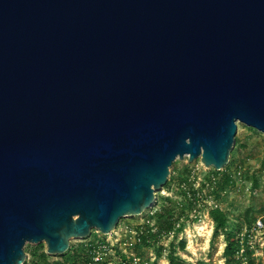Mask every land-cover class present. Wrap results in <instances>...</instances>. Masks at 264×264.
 I'll return each mask as SVG.
<instances>
[{
	"label": "water",
	"instance_id": "1",
	"mask_svg": "<svg viewBox=\"0 0 264 264\" xmlns=\"http://www.w3.org/2000/svg\"><path fill=\"white\" fill-rule=\"evenodd\" d=\"M264 133V0H0V264L156 203L177 157Z\"/></svg>",
	"mask_w": 264,
	"mask_h": 264
},
{
	"label": "rangeland",
	"instance_id": "2",
	"mask_svg": "<svg viewBox=\"0 0 264 264\" xmlns=\"http://www.w3.org/2000/svg\"><path fill=\"white\" fill-rule=\"evenodd\" d=\"M237 138L239 144L234 145L230 163L222 170H216L212 166L206 167L201 157L190 162L189 155L182 159L177 157L173 162L169 176L171 188H163L157 192L169 197L170 206L175 207V215L181 216L176 229L171 231L168 237H164L157 246L142 247L137 251L134 246H130L135 243V239L131 238L129 243L120 247L121 251H117L114 246L123 239V233L135 236L134 227L147 220L146 213L124 217L122 219L129 224L116 228L110 234L92 230L101 238H106L110 244L107 251L97 255L95 260L112 264L121 262L123 256H126L133 259V264H170L169 256L172 253L175 260L180 259L185 264L199 260L208 264H226L223 255L226 237L223 233L213 237L215 222L210 211L218 207L227 214L231 232L238 228L242 229V234L250 230L249 240L254 263L264 264V227L254 230L257 220L264 224V133L238 122ZM255 177L259 178L258 186L254 185ZM157 193L156 204L163 203ZM156 204L151 209H154ZM90 236L86 239H74L71 244L88 241ZM181 242H185L184 248ZM39 244H43L47 249L46 243ZM39 244L27 243L26 252ZM159 246L164 249L158 251ZM49 256L50 260H58L62 255Z\"/></svg>",
	"mask_w": 264,
	"mask_h": 264
},
{
	"label": "trees",
	"instance_id": "3",
	"mask_svg": "<svg viewBox=\"0 0 264 264\" xmlns=\"http://www.w3.org/2000/svg\"><path fill=\"white\" fill-rule=\"evenodd\" d=\"M239 144V139H236L235 145ZM232 157V153H231ZM230 163V162H229ZM171 179L168 180L165 189L171 188ZM254 185H259V178H254ZM159 198L163 200L156 204L154 209L146 211V222L135 226V236L123 233V239L115 244L117 251H121L120 247L123 244L129 243L131 238L135 239V243L130 246H134V250H139L142 247L152 248L157 246L159 242L164 238L168 237L170 232L176 229V224L179 222L181 216L175 215L174 205L170 206V198L164 196L161 193H157ZM210 215L215 222L214 236L217 237L223 233L226 237V246L223 255L226 259V264H243L245 261L247 264H255L253 258V250L251 249L250 230L246 233H241V228L231 232L229 227V219L227 214L221 208H212ZM248 221L251 223L250 218ZM129 222L122 219L117 228L124 227ZM238 227V226H237ZM182 228V226H181ZM233 231V230H232ZM113 234V233H112ZM93 238V239H92ZM182 247H185V242H181ZM173 246V245H172ZM171 246V248H173ZM110 247L109 242L106 238H101L96 232H92L90 239L85 242L78 244H71L70 249L67 253L61 256L58 260H50V256L46 253V249L43 244H39L30 251H27L30 258L27 259L25 264H108V262H97L96 256L100 253H104ZM244 247V252L241 253V249ZM164 249L163 246L158 247V251ZM161 254V252H160ZM132 258L123 256L121 262H115L112 264H133ZM170 264H185L182 260H175L172 253L169 256ZM188 264H208L203 260H199L196 263Z\"/></svg>",
	"mask_w": 264,
	"mask_h": 264
},
{
	"label": "built area",
	"instance_id": "4",
	"mask_svg": "<svg viewBox=\"0 0 264 264\" xmlns=\"http://www.w3.org/2000/svg\"><path fill=\"white\" fill-rule=\"evenodd\" d=\"M264 227V224H263V222L261 221V220H257V222L255 223V225H254V230H260V229H262ZM249 243H250V240H249ZM252 247V246H251ZM244 252V247H242V249H241V253H243Z\"/></svg>",
	"mask_w": 264,
	"mask_h": 264
}]
</instances>
